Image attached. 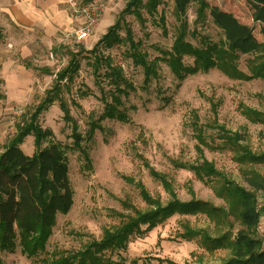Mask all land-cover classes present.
I'll use <instances>...</instances> for the list:
<instances>
[{
    "label": "rangeland",
    "instance_id": "rangeland-1",
    "mask_svg": "<svg viewBox=\"0 0 264 264\" xmlns=\"http://www.w3.org/2000/svg\"><path fill=\"white\" fill-rule=\"evenodd\" d=\"M207 1L233 11L241 22L253 28L259 40H263L264 19L256 14L251 0ZM105 2L106 9L93 33L81 41L72 36L78 28V22L72 31L66 33L67 36L62 33L60 38H56L58 41L55 43L54 40L50 41L51 38H45L44 32L19 27L0 12V61L10 66L9 75H4L7 82L1 87L3 92L4 89L7 91L9 98L6 96L0 101V152L15 134L16 126L27 118L44 97L45 90L52 86L56 73L68 64L72 53L76 54L80 62V70L70 89L64 92V97L69 103L73 120L86 139L83 145L89 152L92 166H86L78 150L67 151L74 203L68 213L58 215L47 244L48 253L77 250L90 239H100L105 228L118 224L122 219L117 216L118 212H132V209L123 207L121 203L124 200L143 211L152 209L140 195V184L162 205L175 196L183 202L197 199L217 208L224 207V199L216 194L208 182L200 181L192 170L179 166L183 163L199 164L206 158L226 177L247 187L241 174V165L234 160L232 151L222 147L216 137V124L231 131L247 132L248 146L257 153L264 152L263 125L251 123L242 112L243 106L264 111V78L237 80L227 77L218 69H211L189 75L179 82L168 67L160 63L159 76L144 88L143 69L125 59V44L104 51L113 56L114 62L122 65L125 76L136 87L124 100L129 121L100 119L104 103L101 99L102 90L96 84V75L90 64L93 56L90 51L101 37L99 33L103 31L102 28H105L106 23H114L127 0ZM160 8L167 19V36L150 22L146 31H143L132 16L127 17L135 40L142 41V47L150 59L159 55L157 47L170 48L173 41L176 24L173 0ZM188 19L193 28L195 4L189 8ZM199 29L214 41L223 38L221 31L212 24L207 23ZM190 41L196 43L194 38H190ZM246 57L242 56L239 64L243 71L247 70ZM186 62L192 60L186 59ZM23 67L33 75V79L20 73L14 76V71ZM18 83L22 85L21 89H18ZM84 91L89 94L82 96L81 92ZM196 119L205 126L202 129L206 132L208 146L198 141L192 124ZM38 122L43 128L53 131L52 140L68 146L73 144L72 123L65 119L58 102L42 113ZM22 149L26 154L34 152L33 136L25 139ZM151 169L153 173L168 179L171 192L162 180H155L150 175ZM257 169L264 171L261 166ZM125 177L132 178L134 183L128 182ZM257 195L261 213L257 231L264 242V229L261 228L264 225V192ZM228 219L231 221L229 226L225 225L222 229L235 232L241 228L233 216ZM186 225L195 229L203 228L211 233L216 230L215 220L204 213L175 214L145 235L133 239L121 256L127 263L140 259L151 264H158L156 258L171 259L180 264H223L229 258L227 250L209 252L198 240L187 241L181 237ZM117 258L114 255V259ZM0 264L42 263L26 257L18 249L13 253L0 251Z\"/></svg>",
    "mask_w": 264,
    "mask_h": 264
},
{
    "label": "trees",
    "instance_id": "trees-1",
    "mask_svg": "<svg viewBox=\"0 0 264 264\" xmlns=\"http://www.w3.org/2000/svg\"><path fill=\"white\" fill-rule=\"evenodd\" d=\"M168 1L127 0L114 23L90 51L93 54L90 64L96 75V84L102 90L101 99L104 103L100 119L129 121L124 100L136 87L125 76L122 65L114 62L113 56L104 51L121 44L127 47L123 51L125 59L143 69L144 88L159 76L160 63L165 64L179 82L189 75L211 69H218L227 77L237 80L264 78V38L259 40L252 27L241 22L232 12L212 5L207 0H173L176 24L172 44L170 48L157 47L159 55L150 59L142 47V41L135 40L127 17L132 16L143 31H146L150 22L167 36V19L160 7ZM192 4H195L193 28L188 19ZM251 4L256 14L264 19V0H251ZM207 23L218 28L223 38L214 41L203 34L199 28ZM262 34L264 36V29ZM190 38H194L196 43L191 42ZM242 56H247L246 71L239 67ZM186 59L192 62L188 63ZM79 70L80 62L76 54L72 53L68 64L56 73L52 86L45 90L44 97L27 118L16 126L15 134L0 152V251L13 253L19 249L21 254L42 264H151L140 259L127 263L121 252L128 248L133 239L145 235L175 214L204 213L215 220L216 230L211 233L203 228L195 229L186 225L181 237L187 241L198 240L209 252L227 250L229 258L223 264H264V242L257 231L261 216L257 194L264 192V171L261 172L257 167L264 168V152L257 153L248 146L247 132L231 131L219 124H216V137L222 147L232 151L234 160L241 165V174L247 187L226 177L206 158L199 164L183 163L179 166L192 170L200 181L208 182L216 194L224 199V207L217 208L197 199L183 202L175 196L162 205L140 184V195L152 209L143 211L124 200L121 204L125 209H132V212H118L117 216L122 219L118 224L105 228L100 239H90L77 250L48 253L47 244L58 215L68 213L74 203L67 151L78 150L86 166H92L89 152L83 145L86 139L73 120L69 103L64 97V92L70 89ZM3 84L0 78V101L6 98L1 88ZM81 94L86 96L89 92ZM55 102L59 103L65 119L72 123L73 144L70 146L52 140L53 131L43 128L38 122L41 114ZM242 112L251 123L264 127V111L243 106ZM192 124L199 143L208 146L201 120L196 119ZM30 135L34 137V152L26 154L21 145ZM153 171L150 170V175L155 180H162L171 192L168 179ZM125 178L134 183L132 178ZM229 216H233L241 225L235 232L222 229L231 222ZM114 255L118 258L114 259ZM156 260L158 264H180L171 259Z\"/></svg>",
    "mask_w": 264,
    "mask_h": 264
},
{
    "label": "crops",
    "instance_id": "crops-1",
    "mask_svg": "<svg viewBox=\"0 0 264 264\" xmlns=\"http://www.w3.org/2000/svg\"><path fill=\"white\" fill-rule=\"evenodd\" d=\"M224 9L230 11L226 8ZM0 12L8 16L10 22L22 28L37 29L40 33L44 32L46 34L45 38H51L50 41L54 40V42L58 41L56 38H60L62 33L67 36L66 33L72 31L77 24V20L71 17L67 9L66 0H0ZM230 12L233 13V11ZM234 15L236 16V14ZM236 17L240 18L239 16ZM104 21H101V23ZM110 25L106 23L105 28H102L103 31L99 35L104 34ZM31 35L35 36V34ZM9 71L10 66L8 63L0 61V78L3 79L4 86L7 82V78L4 75H9ZM15 73L28 75L33 79V75L25 67L16 69L14 76ZM18 84L20 87L18 89H21L22 85ZM4 93L9 98V94L5 89ZM29 154H32V151ZM261 228L264 229V225Z\"/></svg>",
    "mask_w": 264,
    "mask_h": 264
},
{
    "label": "built area",
    "instance_id": "built-area-1",
    "mask_svg": "<svg viewBox=\"0 0 264 264\" xmlns=\"http://www.w3.org/2000/svg\"><path fill=\"white\" fill-rule=\"evenodd\" d=\"M67 9L73 19L77 20L78 28L72 35L79 41L87 39L94 31L105 9V0H66Z\"/></svg>",
    "mask_w": 264,
    "mask_h": 264
}]
</instances>
